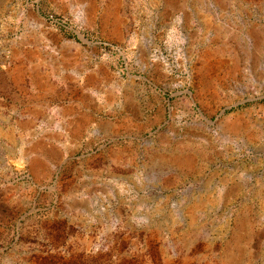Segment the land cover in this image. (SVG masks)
Segmentation results:
<instances>
[{"label":"rangeland","instance_id":"1","mask_svg":"<svg viewBox=\"0 0 264 264\" xmlns=\"http://www.w3.org/2000/svg\"><path fill=\"white\" fill-rule=\"evenodd\" d=\"M0 264H264V0H0Z\"/></svg>","mask_w":264,"mask_h":264}]
</instances>
